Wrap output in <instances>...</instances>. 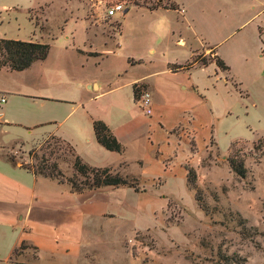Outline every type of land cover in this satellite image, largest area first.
Listing matches in <instances>:
<instances>
[{
	"label": "rangeland",
	"instance_id": "rangeland-1",
	"mask_svg": "<svg viewBox=\"0 0 264 264\" xmlns=\"http://www.w3.org/2000/svg\"><path fill=\"white\" fill-rule=\"evenodd\" d=\"M142 2L176 3L183 13L178 7L147 10L130 0H0V36L49 46L30 70L27 88L1 73L0 84L42 96L24 107L55 122L6 129L5 139L25 144L5 147L6 157L35 170L41 155L60 147L50 137L36 144L41 134L68 132L71 119L64 116L75 107L74 115L84 112L112 127L125 164L112 170L135 178L143 190L133 196L142 209L132 220L146 233L99 251L94 264H264V33L258 28L264 29V14H256L263 4ZM115 4L122 12L105 17ZM214 56L228 71L199 65ZM194 61L188 69L166 71L167 64ZM138 80L152 89L138 84L134 102L131 87ZM144 93L149 115L140 107ZM77 146L91 167H108L115 158L102 147L90 150L83 138ZM68 157L61 149L50 159L63 179L82 181ZM232 157L242 160L244 178L229 169ZM184 166L194 172L193 185ZM20 253L12 256L18 264L25 261Z\"/></svg>",
	"mask_w": 264,
	"mask_h": 264
},
{
	"label": "crops",
	"instance_id": "crops-1",
	"mask_svg": "<svg viewBox=\"0 0 264 264\" xmlns=\"http://www.w3.org/2000/svg\"><path fill=\"white\" fill-rule=\"evenodd\" d=\"M260 4L263 5L256 12L259 15L264 14V0H260ZM177 7L183 13V9L179 5ZM258 28L264 33L261 23ZM0 39L6 38L0 36ZM24 42L41 41L30 38ZM36 62L20 72L0 69V73L8 76V80L19 81L21 88H27V78L32 76L29 72ZM172 65L176 64H167L166 71L174 74L178 70L172 72L169 69ZM134 84L144 85L149 92L152 89L150 84L139 80ZM9 88L8 82L0 84V96L4 97V103L0 105V264H18L12 260L16 249L21 251L19 257L25 258L20 264H94L99 251L115 245L116 241L127 246L126 243L133 242L135 235L146 233L132 220L136 208L142 209L132 202L134 195L143 192L140 187L139 191L127 187H102L72 192L66 183L34 176L6 157L5 147L25 145L15 138L5 139L6 129L19 127L30 131L55 123L51 115L24 107L28 102L33 104L34 100H41L42 96ZM75 113L76 108L73 107L64 116V120L71 119L68 132L47 130L36 144L49 137L59 138L68 143L82 160L89 162L79 153L77 145L83 138L90 150H95V146L101 148L92 134L91 120L94 118L84 112ZM105 125L113 131L107 122ZM104 152L115 155L108 168L124 164L121 155ZM22 244L24 247L19 249ZM136 249L139 250L138 247ZM29 251L30 259H26Z\"/></svg>",
	"mask_w": 264,
	"mask_h": 264
},
{
	"label": "trees",
	"instance_id": "trees-1",
	"mask_svg": "<svg viewBox=\"0 0 264 264\" xmlns=\"http://www.w3.org/2000/svg\"><path fill=\"white\" fill-rule=\"evenodd\" d=\"M132 5L135 7L145 8L147 10H155L156 8H161L164 10L177 11V5L172 2L163 5L162 7L157 4L156 7H147L143 0H130ZM126 12V11H125ZM124 12V13H125ZM49 46L44 43L38 42H24L18 40L10 39H0V69H5L10 72H20L28 68L35 61H43L48 54ZM211 50L210 52H212ZM186 66L172 65L171 70L175 72L180 69H188L193 63ZM200 66H206L213 63L216 68L220 71H228V67L224 62L217 56H214L213 60H199ZM139 88L137 85L133 84L131 87L132 99L135 102L138 99ZM91 129L95 142L108 152H112L118 155H122L123 148L120 143L117 142L109 128L100 120H91ZM50 139L60 147H56L57 150H66L68 154L69 163L73 172L82 178V181L76 182L75 179H63L62 173L57 167L55 161H51V157L57 153L49 149V144L44 147L47 151V155L43 154L37 160L34 169L24 168L34 176H40L47 179L55 180L58 183H66L72 192H81L83 190L97 189L102 187H127L134 191H139L137 180L126 174H120L111 168H95L86 164L74 151V149L66 143L64 140L59 138L50 137ZM234 143H230L229 147H232ZM229 169L231 172L239 179L244 178L245 169L243 167L242 160L237 158H229L227 160ZM23 168V167H22ZM186 171V181L189 185L194 183V172L190 167L184 166ZM141 191V190H140ZM24 245H20L19 249L23 248ZM17 249L14 251L13 255Z\"/></svg>",
	"mask_w": 264,
	"mask_h": 264
},
{
	"label": "built area",
	"instance_id": "built-area-1",
	"mask_svg": "<svg viewBox=\"0 0 264 264\" xmlns=\"http://www.w3.org/2000/svg\"><path fill=\"white\" fill-rule=\"evenodd\" d=\"M122 6L120 4L111 5L107 8L105 12V17H112L116 15L117 13L122 12ZM4 103V97L0 96V105ZM140 107L142 109V112L145 115H149L150 109H149V95L147 93H144L142 95L140 100Z\"/></svg>",
	"mask_w": 264,
	"mask_h": 264
}]
</instances>
